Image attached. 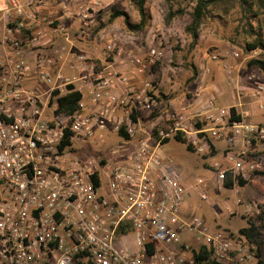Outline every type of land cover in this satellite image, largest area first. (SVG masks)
<instances>
[{
    "label": "built area",
    "instance_id": "2783aa9c",
    "mask_svg": "<svg viewBox=\"0 0 264 264\" xmlns=\"http://www.w3.org/2000/svg\"><path fill=\"white\" fill-rule=\"evenodd\" d=\"M31 5V0H0V23L11 51L5 61L0 58V264H200L196 255L215 264H257V247L244 236L215 230L185 211V192L172 173L173 159L163 153V143L181 135L204 153L211 149L210 139L223 138L231 166L218 163L214 171L224 186L228 173L234 181L249 180L260 168L248 154L255 143L264 147V124L232 120L231 109L218 110L212 101L209 111L219 115L209 118L210 127L199 128L197 121L176 113L157 136L140 137L131 111L127 122L111 127L103 111L88 113L84 98L63 119L56 114L57 101H51L55 91L65 94L71 83L61 73L56 78L50 74L51 60L41 50L44 33L30 27L36 21ZM98 6L82 5L77 13L63 7L66 19L79 17L82 38L92 36ZM106 50L118 58L125 54L115 37ZM163 52L157 48L148 57L128 56L134 73H146ZM24 54L33 56L32 64ZM78 60L82 72L89 73L77 90H86L93 103L106 99L113 110L155 111L158 100L152 82L135 86L129 76L117 74L124 89L117 96L111 91V78L97 76L92 64L85 66L87 57ZM32 72L48 85L46 89L24 86ZM250 78L259 79L257 74ZM257 86L264 94V84ZM96 127L100 132L111 127L124 141H135L122 162L81 155L84 146L74 142H88ZM66 135H71V146L63 144ZM198 184L205 182L200 179ZM201 197L208 200L205 192Z\"/></svg>",
    "mask_w": 264,
    "mask_h": 264
},
{
    "label": "rangeland",
    "instance_id": "374dc122",
    "mask_svg": "<svg viewBox=\"0 0 264 264\" xmlns=\"http://www.w3.org/2000/svg\"><path fill=\"white\" fill-rule=\"evenodd\" d=\"M94 2L100 4L98 6L100 14L91 38L99 40L103 51L108 53L107 43L115 37L121 47H123L122 43L131 41L136 43L135 45L143 52L150 51L156 43L163 49V57L165 52L168 53L170 66L181 72L190 70L193 73L192 65H197L198 68L207 66L210 68V73L207 75V72L202 69L201 73L205 76H201L198 82L190 87L193 93L204 101L203 110L211 109L208 105L209 101H212L218 110L229 109L233 105L239 107L241 104L244 108L243 113L246 112L242 116L247 117V112L250 114L246 118L247 122L264 124V94L257 88V83L264 84V73L248 66L249 61L259 58L264 51H247L246 44L253 43L256 36H249L245 32V11L238 1L233 2L234 8H231L227 14L222 10L225 6L212 7L211 14L205 18L198 30L199 38L195 46H193V37L187 30L192 23L191 13L194 10V2L148 0L147 7L151 15L148 25L142 32L133 33L127 29L123 18L119 19L115 26L110 23L113 8L127 12L132 23L140 22L139 13L131 0H59V3L69 5L73 9H79L82 5H90ZM178 11H184V15L174 19L171 25H166L168 14ZM255 11H259L258 6L255 7ZM246 16L252 17L248 14ZM252 23L255 31L258 32V24L255 21ZM9 48L4 25L0 23L1 61H5V56L11 53ZM82 49L86 50L84 47ZM236 53L240 54L239 58L235 57ZM78 56L75 53L72 54L71 60L61 73L63 76L73 80L81 76L78 69L72 67V64H78L74 58ZM23 58L28 64H32L33 56L24 54ZM226 64L233 72L230 77L227 74L229 70L225 67ZM34 71L36 72L35 69ZM50 74L54 78L57 76L53 72ZM253 74H257L259 79L252 80L250 77ZM202 78L204 81H201ZM211 79L216 80L215 83H212ZM24 86L30 90L48 87L38 75L27 78ZM199 86H202L201 90ZM240 113H242L241 110ZM112 130L109 127L100 132L96 127L95 135L88 142L83 144L76 140L74 144L79 147L84 146L81 155L87 160L103 157L113 164L120 163L129 154V149L131 152L135 141H124ZM211 142H214L217 147L213 156H210L211 149L204 153H199L197 150V153L189 152L185 145L174 139L163 147V153L174 161L172 173L184 189L185 211L200 217L215 230H227L237 234L240 229L248 227L249 218L256 217L261 212L264 213V177L251 173L246 187L236 185L234 189L225 188L214 171V165L219 163L223 168L231 166L226 158L229 149L226 142L221 140L212 139ZM235 150L237 153L238 149ZM204 154L210 156L207 161L202 158ZM248 157L259 165L260 168L256 171L264 172L263 146L253 148ZM205 163L209 168L205 167ZM200 179L205 182L204 185L198 184ZM204 192L208 195L207 201L202 200L201 195ZM262 233L264 237V231Z\"/></svg>",
    "mask_w": 264,
    "mask_h": 264
},
{
    "label": "crops",
    "instance_id": "0c3cea01",
    "mask_svg": "<svg viewBox=\"0 0 264 264\" xmlns=\"http://www.w3.org/2000/svg\"><path fill=\"white\" fill-rule=\"evenodd\" d=\"M31 2L32 5L30 6V10L35 12L36 21L32 22L30 27L32 28V31L39 29L44 33V37L41 40V50L51 60V64L48 68L51 73L53 72L56 75L62 73L66 64L71 60L72 54L75 53V55L81 56V54L84 53L82 55L89 59V62L86 63L85 66H91L92 64L95 67L97 76L103 75L111 78V91L117 96H121L124 90L120 81L116 78L117 74L129 76L132 84L135 86H141L144 81L152 82L158 103L153 113L145 111L144 109L136 110L135 114L139 130L138 135L140 137L154 133L155 129L165 126L176 113H181L191 121H197L198 124H201V127H204L205 125L206 127H210L211 122L209 118L211 116L219 115L218 111L210 112L209 110H203L204 101L193 93L192 89H190L191 85L197 83L201 76H205L201 73L202 69L207 72V75L210 73L209 67L202 66L201 68H198L196 67L197 65H192L197 69L198 76L195 80H192L191 78H193L194 73L190 70H182L181 72L179 69L171 67L168 53L165 52L164 57L162 55L160 59L156 60V63H161V69L157 74L154 73L151 67H148L146 73L135 74V65L132 64L128 56L135 55L144 58L148 57L149 51L143 52L135 45L136 43L134 44L131 41H126L125 43H122V48L125 53L123 57L118 58L113 55L109 56L108 53L101 49L100 42L97 38H82L80 36L79 31L81 23L77 15L66 19L63 10L64 6L76 13L81 7L79 9H73L69 5L59 3V0H31ZM47 20L53 21L54 25L50 27L46 23ZM118 20L112 25L115 26ZM115 36L117 37V35ZM82 47L86 48V50H83ZM157 48L160 47L155 43L152 49ZM172 57H175L174 53ZM74 58L77 60L78 64H72V67L74 66L73 68H77L81 76L76 80L64 77L69 80L70 83L75 85L77 89H80L84 86V75L89 72L83 73V67L78 58ZM225 67L229 70V72L227 71L229 77L232 76V70L227 64ZM33 76L34 72L31 73V77ZM201 81H204V79L202 78ZM215 81L216 80L211 79L212 83H215ZM198 88L201 90L202 86H199ZM83 93L88 113L95 114L98 111H103L105 115L107 114L111 127L127 122L131 111L130 109L123 107L114 110L110 109L108 108L106 99L95 104L90 99V95L86 90H84ZM232 108L235 109L237 116L240 115L242 119L247 121L246 118L249 117L250 114L247 112V117H244V115L242 116V114H245L246 112L243 113L244 108L241 104L239 107L235 105L230 106L229 109ZM240 110L242 113H240ZM211 140L212 139H210V141ZM218 140L225 142L223 138ZM213 145L216 150V144L214 143Z\"/></svg>",
    "mask_w": 264,
    "mask_h": 264
},
{
    "label": "trees",
    "instance_id": "16d2710c",
    "mask_svg": "<svg viewBox=\"0 0 264 264\" xmlns=\"http://www.w3.org/2000/svg\"><path fill=\"white\" fill-rule=\"evenodd\" d=\"M185 1H191L194 2V10L193 13H191V19L192 23L187 28L188 32L193 37V46L197 43V40L199 38L198 30L203 24L205 18L211 14L212 7H222V10L225 14L231 9L234 8V1H238L245 11V19L246 23L244 24V30L249 36H256L253 43H247L246 49L249 52H254L257 50H263L264 51V0H185ZM133 5L136 7L139 16H140V22L138 24H134L131 22V18L129 14L123 10L113 8L111 10L110 15V23H114L116 20L123 18L126 24L127 29L130 32L133 33H139L146 29L149 19H150V13L148 10V0H131ZM259 8V11H255V7ZM248 14L252 17L246 16ZM184 15V11H178L176 13L171 12L168 14L166 18V25H171L173 20L177 17H181ZM256 22L258 24V32L255 31V27L253 26L252 22ZM249 67H254L259 69L264 73V53L259 58L252 59L248 63ZM154 71V73H158L161 69V63H155L151 67ZM194 76L192 80H195L197 78V72L194 68ZM84 94L77 90L75 85L72 83L68 85V90L65 94H61V91H55L53 94V99L51 101V104L53 105L55 100L57 101V110L56 114L61 116L63 119L67 116L74 113L77 108L78 104L81 100H83ZM232 120H241L240 115H236L235 109L232 108ZM131 118L132 120L137 123L136 114L133 109H131ZM197 126L200 128L201 124H197ZM165 126L159 127L154 130V136H157L159 131L164 129ZM121 134H124V129H121ZM176 140L177 142L183 144L186 146L187 150L192 153H197L196 149H194L181 135H176L174 138H171ZM171 139H166L163 143V145H167ZM64 145H72L71 142V135H66L64 142ZM211 144V153L213 156L215 152V147L213 143L210 141ZM256 147V143L253 145V148ZM210 156L208 154L202 155L203 160L207 161ZM205 167L209 168L208 165L205 163ZM253 174L256 176H263L264 172L261 171H255ZM249 184L248 180H244L242 178H238L236 181L232 179V175L230 173L227 174V179L225 180L224 187L227 189H234L236 185L239 187H246ZM248 227L240 229L238 232L239 235L244 236L247 241L257 247V256L259 258V261L257 264H264V237H263V231H264V213L261 212L260 215L256 217H251L248 219ZM197 263L200 264H215L213 261H206L205 258L197 256L196 255ZM90 264V263H87Z\"/></svg>",
    "mask_w": 264,
    "mask_h": 264
}]
</instances>
